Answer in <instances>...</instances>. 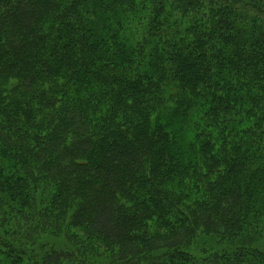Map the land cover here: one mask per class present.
I'll return each instance as SVG.
<instances>
[{"label":"trees","instance_id":"16d2710c","mask_svg":"<svg viewBox=\"0 0 264 264\" xmlns=\"http://www.w3.org/2000/svg\"><path fill=\"white\" fill-rule=\"evenodd\" d=\"M262 238L264 0H0V264H264Z\"/></svg>","mask_w":264,"mask_h":264},{"label":"rangeland","instance_id":"374dc122","mask_svg":"<svg viewBox=\"0 0 264 264\" xmlns=\"http://www.w3.org/2000/svg\"><path fill=\"white\" fill-rule=\"evenodd\" d=\"M172 92V89L165 87V96ZM178 106L175 105L174 100L172 99L166 106L159 112L158 119L168 126L174 128L175 130H181L185 128V124L182 120H176L174 117L177 114L176 109ZM194 114L192 116L199 117L201 114V109L198 106H194ZM191 116V117H192ZM257 247H259L262 251H264V238L258 240L256 243ZM220 244L218 242H214L213 240H208L203 237H196L191 243L187 245V250L191 252L194 256L204 257V255L211 254L220 249Z\"/></svg>","mask_w":264,"mask_h":264}]
</instances>
